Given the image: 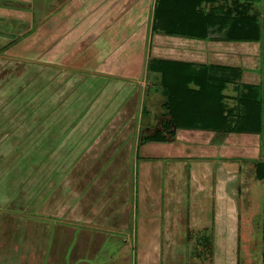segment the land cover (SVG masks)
<instances>
[{"label":"rangeland","instance_id":"rangeland-1","mask_svg":"<svg viewBox=\"0 0 264 264\" xmlns=\"http://www.w3.org/2000/svg\"><path fill=\"white\" fill-rule=\"evenodd\" d=\"M12 1L15 2L18 9L21 6H28V10L30 9L31 12L29 20L31 24H38L40 30L46 31V28L55 26V18H47L42 22L47 13L45 9L51 0H38V4H33L32 0ZM263 3L256 4L257 11H262ZM9 6H12L9 0H0V38L3 40V42H0V79L2 76L8 77L11 74L7 79L8 81L6 80L10 90H13L10 87L11 83L17 81L18 84L13 87L16 86L18 93L19 90L25 91L28 100L20 103V109L19 106L11 103L16 106V111L19 109L21 113L25 112L20 117L22 123L27 122L32 126L36 123L39 126L42 125V127L49 124L48 127H51V132L55 131L56 133L50 140L51 145L49 142L37 146L38 148L32 145L33 148L29 149L27 154H19L14 151L0 158V264H212L210 257H213V255L215 256L214 264H264V167L262 165L257 167L258 169L263 168L261 178L257 179L254 175L255 169H257L255 164L260 161H253L254 158L259 157L264 163V96H258L260 86L257 89H251L256 90L258 97H262V100H258L259 103L251 104L254 109L250 108L252 116L255 114V117H258V122L248 119V123H246L249 126L259 123V127L262 129L260 139L262 145L260 144L259 148L248 147L249 144L246 141V144L242 142L239 146L236 145L237 147L231 148L233 144L229 142L226 149L230 148L228 152L235 155L225 156L222 155L221 144L212 142L211 148L206 149L205 142L202 141L196 147H189L190 154H187V156L184 150L178 148L173 151L170 150L167 155L144 159L145 162L150 163L148 167L156 166L158 170L156 171L158 172L157 176H154L155 172H151L152 170H149L151 174L147 176L142 173L140 152L138 154L139 160L136 159V154H133L127 164L122 163L125 160L127 148H123L124 150L119 152L120 155L117 158H111V162H107L106 158L103 161L100 157H97L93 159L94 163H92L89 155L91 153L97 154L99 147L91 144L92 148L89 146L82 155V157L88 155L85 164L80 165L78 163L81 159L79 153L82 152L80 144H89L91 133L87 131L92 128L93 124H107L110 127L107 130H102L95 141L104 142V140L113 139L115 145L119 144L117 143V137L113 138V135L116 134V126H114V121H110L117 120L118 114L113 113V110L107 111V113L103 112L102 115L94 113L96 117L93 121L84 119L83 126L88 124L87 128L73 129L81 116L80 112L83 108L82 104L80 108L75 107L79 103L76 100L84 94L82 84L79 85L77 79L70 72L63 73L61 69L45 67L40 61L34 60V63H30L29 61L33 59L24 58L25 62L20 64V67L18 64L13 63L17 58L8 54L9 49L6 48V45L15 39L16 41L28 40L29 34L20 33L19 28L13 27L14 22L10 17L17 16V18H21V15ZM203 7H201L202 12L210 13L209 5ZM193 17L195 18V15ZM3 19L7 22L4 26ZM208 19L213 21L216 18L209 17ZM262 22H264V16L261 15L259 23L262 24ZM219 24L221 25L220 30H224L225 22L220 20ZM209 29L206 28L205 30L207 31L206 39L211 38V34L214 33V30L209 31ZM7 31H9L10 36L6 37L3 32ZM58 32L60 34L64 32L59 40L56 39L59 37ZM90 32L92 31H89V33L88 31L73 30L55 31L53 36L56 40L51 42L50 51L53 52L59 48L62 50L63 46L67 45L69 50L65 58V64L69 63L92 45L93 38ZM138 33L139 36L144 34V32L136 31L135 35ZM218 34L221 35V33ZM214 35L216 34L214 33L212 36ZM156 38L157 36L153 35L151 37L150 35L152 49H154V42L159 39H166L163 37ZM198 41L197 39L193 40L195 44L199 43ZM239 48L241 47L236 46L238 53L242 52ZM174 54L177 56L178 53ZM250 57L253 59L254 56ZM229 58H231L229 60H235L236 63L246 62L244 58L241 59L233 54H229ZM263 60L264 54L259 59L261 67L260 71L258 70L259 73L257 72L258 75H260V72L263 75ZM213 61H215L214 58L208 62ZM30 64L32 66L33 64L36 65L31 67ZM25 66L27 67L24 68ZM21 69L24 70L21 74L23 76L22 80L14 76V73H19ZM115 70L113 69L111 74L106 76L116 79H130L125 77V74L117 73ZM248 70L250 71L246 69L247 73H254L251 69ZM36 77L37 83H34L35 86L32 84L30 89V80L32 81ZM143 78L148 85L144 84L142 89L140 86V89L137 88L131 92L130 100L125 106L130 108L133 104L139 102V98L136 100V93L140 95V92H144L145 88H148L149 91L150 89L157 90L158 85H161L162 82V75L149 70V68H146ZM216 78H218L219 84L220 77ZM28 79L30 80L27 85ZM236 83L234 79L229 82L230 86L236 85ZM34 87L37 91L34 90ZM220 87H222V84ZM248 89L250 93L251 90ZM90 90L94 91L95 89L90 88ZM106 92L112 94L114 102H110L111 106L114 103L118 104V97L114 96V91L109 88ZM95 93L92 92L91 94ZM230 94H232L231 90ZM121 96L123 95L121 94ZM146 96L144 104L146 114L142 115L139 128L150 126V130L147 132L152 133L155 129H159L160 121L163 118V109L160 106L162 98L154 96V92H149ZM252 97V94L249 95V98ZM75 101L77 103L73 104ZM9 104L7 103L8 108L10 107ZM215 108L216 117L213 118L212 116L209 118L210 121L202 118L203 115L194 117L192 120L195 127L204 124L209 125L214 121L215 125L218 126L220 120L221 122L225 120V99L220 98L215 103ZM240 108H237V110L242 113L243 109ZM34 110L37 115L36 122L30 119V114L35 113ZM95 110L99 111V107H96ZM135 112H137L136 109L134 111L132 109L130 112L134 114L133 118L136 116ZM234 115L228 117L225 121V127L228 126V129H231L230 126L236 121ZM105 116L109 121L105 120ZM186 119L189 118L186 117ZM121 125H124L123 129L127 128L126 123ZM134 128H136V124L133 123ZM58 129L68 130L67 134H70L71 142L74 140V144H76L72 147L77 148L64 146L58 148L60 145L58 144ZM134 130L135 134L129 138L125 130L120 131L123 136L118 140L123 138L121 142L126 143L130 142L129 139L131 138L134 144L137 129ZM242 132H245V130H242ZM2 133L3 130L2 132L0 130V137H2ZM184 135L182 134V136ZM246 136L249 135L246 134ZM14 140L13 137L12 141ZM35 140L34 138L30 142L33 144ZM184 141L187 142L188 140L185 139ZM30 142L27 145L23 143L22 146H30ZM214 146H217V148H214ZM51 147L53 152L50 154ZM22 149L26 150L27 148ZM151 149L150 147L149 150ZM171 149L173 148L171 147ZM186 149L188 151V148ZM149 150L146 152L149 153ZM152 150L156 151L155 148ZM18 151L22 152L21 149H18ZM89 151H91L90 154H88ZM143 151L145 150L143 149ZM179 151H182L181 156H176L175 152ZM192 151L195 154L191 155ZM214 152L215 155L211 157L201 156V154L205 155L207 153L211 155ZM255 153L257 157H255ZM108 155H111V153ZM153 155L152 152L149 153L150 157ZM72 159L75 161L71 162ZM243 160L253 161V167L249 166V163H246L247 165L238 163ZM75 162L74 165L70 164ZM42 163L49 164L42 165ZM69 164L70 170H68ZM219 166L235 169L236 173L232 172L233 175L232 173L226 175L225 172H219ZM244 166L246 170L241 169ZM42 168L43 175L38 176ZM48 169L49 171L53 170V178L51 175L49 176L50 179L44 176ZM221 175L223 176L220 177ZM124 176H126V180L121 183ZM91 178L94 181H103L104 185L101 184V187H98L102 189L103 193L107 187L105 183H108V186L112 188L118 187L119 184V188L114 189L113 201L107 205H97L98 208H94L95 213L92 214L93 220L90 218L86 220V216H90L89 212L93 204H100L99 202L94 203L97 198L95 194L89 191L90 187L87 186ZM94 183L97 184V182ZM82 185L87 187L84 190L85 192L80 194L81 196H72L71 198L74 202L78 199V203L74 205V208L73 202L68 203L69 191H64V193L62 188L73 190L81 188ZM90 186L94 188L93 185ZM71 189L70 192L75 193ZM218 191L221 194L219 196L215 195ZM148 192L154 203L149 202L147 204L143 199L144 194ZM64 199L66 201L62 205ZM101 199L106 198L101 197ZM223 199L225 221L223 219L216 223L211 219L202 220L195 216V214H199V212H194L196 205H203L208 209V215L215 216L216 213H213V210H217L218 202ZM48 203L49 211H47ZM40 206H46V210L38 211L39 213L30 210L31 207L38 208ZM192 206L194 211L191 210ZM148 210H150V213H148ZM190 216L193 217L191 221H189ZM185 232L192 236L193 243L189 244L183 242V239L181 240L180 236L182 235L185 238ZM146 236L148 241H146ZM202 239L205 242H202ZM200 242L205 244L203 245L206 252L204 254L207 258L199 257Z\"/></svg>","mask_w":264,"mask_h":264},{"label":"crops","instance_id":"crops-1","mask_svg":"<svg viewBox=\"0 0 264 264\" xmlns=\"http://www.w3.org/2000/svg\"><path fill=\"white\" fill-rule=\"evenodd\" d=\"M32 1L33 4L34 3L38 4V0L36 1L32 0ZM9 3L10 5H12L9 7L16 10V13L18 11V14L21 15V18L20 17L17 18V16L10 17L13 19L14 22L13 27L19 28L20 33L22 32L24 34H29L27 38L28 40L22 39L21 41L20 40L16 41L15 39L13 42L7 44L6 45L7 47L5 46L6 48L9 49L8 54L10 56L17 58L15 59L16 61L13 60L11 61H13V63L16 65L18 64V66L20 64H23V62H25L24 58L29 60L33 59L32 61H29L30 63L31 62L34 63V60L37 62L40 61L42 62L41 64L45 67H54L55 69H61L63 73L70 72L71 75H74V77L77 79L78 81L77 83L79 85L82 84L84 94L82 95L81 93L82 97L76 100L79 103L75 101L73 104L77 103L75 105V107L77 108H80V105L82 104L83 108H82V112H80L81 116L78 119V122L76 124L74 123L75 126L73 129L78 130L79 128L81 129L87 128L88 124L86 126H83L84 119L93 121L96 115H102L101 113L103 112L107 113V111L113 110V113L118 114L117 120L114 119L110 121L111 122L114 121V126H116V134L113 135V138L117 137V143L119 144L115 145V141L113 139H109L106 141L104 140V142L99 140L95 141L99 137V136L97 137V135H99V133L102 132V130L103 131L104 129L107 130V128L109 129L110 127L107 124H96L94 122L95 124L92 125V128H89V130L87 131V132L90 131L91 133L90 137L92 138V139L90 138L89 144L87 145L86 143L85 144L79 143L82 149L81 154L79 153V155H81V159H79L78 161L80 165L85 164L84 162L85 159L88 157V155L87 157L85 156L82 157V155L83 153H85V150L91 144L92 146L99 147V152L97 154L94 155L93 153H91V155H89L92 159V163H94L93 159H96L97 157H100L103 161L104 158H106L107 162H111L110 160L111 158H117L118 155H120L119 152H122L124 150L123 148H127L125 153L127 152L128 154L127 153L125 154L126 155L125 160L122 161L123 164H127V162L131 160L133 154H136V159L139 160L138 154L140 152L141 155L140 161H142L141 163L142 173L143 174L145 173L147 176H149L151 172H155L154 176H157L158 172L156 171L158 170L156 166L154 167L150 166L151 169H149L150 167L148 166L150 165V163L145 162L146 160L144 159L148 157L149 158L159 157V155H167L170 150L173 151L174 149H178L180 147L188 148V151H186L187 149H185L186 152L185 155L187 156V154H190L189 147L190 148L196 147L197 145H200L202 141L205 142L204 146L206 149L211 148L210 145L212 144V142L221 144L222 145L221 151H223L222 155L225 156L235 155L232 152H228L230 148L226 149V145L229 142L233 144L231 148H233L234 146L237 147L236 145L239 146V144L242 142L244 144L248 142L249 144L248 147L253 149H255V147L257 148L260 147L261 140L257 135H249V136H246V134L221 135L215 133L212 130H209L213 125L217 127V125H215V121L209 125L204 124L195 127V124L192 120L194 119V117L196 116L198 117L200 115H203L202 118L207 119V121H210L209 118H211L212 116L213 118L216 117L215 103L220 99L216 95L219 94L220 92H222V94L225 95L224 98L225 113L227 112V110L231 111L237 108L236 102L234 101V98L236 96V92L234 91V85L230 86L229 84V80L236 78L237 72L219 68V65L240 67L241 65L240 62L229 63L227 60V57H229L227 56L228 55L227 50L231 48L232 45L225 44L222 42L208 41V40H199L198 41L199 43L195 44L193 42L194 39H182L177 37L174 38L167 37L164 35H155L157 36L156 39H159V37H163L166 39H162V40L159 39L158 41L154 42V49H152L151 48L152 40L150 39V35L151 37L153 35L150 34V28H149L150 27L149 17H150V9H151L150 0H51L47 8L45 9V12L47 13L42 19V22H44V20H46L47 18H55L56 24L52 28H46V31L40 30L38 24H31L29 20V18L31 17L30 14L31 12L30 9L28 10V6H21L18 9L15 6L16 4L14 1L9 0ZM32 13L34 14V12ZM6 23H7L6 20L3 19V26ZM208 28H210L209 31L214 30L213 32L217 35V36L216 35L212 36L214 34L213 33L211 34V37H223L225 35V28H223L224 30L215 31L216 30L215 27L211 26V24ZM28 30L30 31L27 32ZM72 30L88 31V33L89 31H92L90 32V35H92L93 43L79 57H76L71 61H69V63L65 64L66 62L65 58L69 50L67 45L63 46L62 50L59 48L58 50H55L53 52L50 51L52 45L51 42L55 41L56 39L59 40V38L62 37L64 32H62L61 34L58 32L59 37H57L56 39L53 36V32L72 31ZM136 31L144 32V34L141 36H139V33L135 35ZM3 33L4 35H6V37L10 36L9 31ZM218 33H221V35H219ZM0 42H3L1 38H0ZM249 48L253 49L254 47L249 46ZM174 53L176 54L178 53L179 55L177 54V56H175ZM213 58L215 61L208 62L210 60H213ZM206 64L214 65L215 67L206 66ZM35 65L36 64H33V66ZM33 66L31 65V67ZM26 67L27 66H25L24 68ZM146 68H149V70L162 75L161 85L160 84L158 85L159 87L157 88V90L150 89L149 91L148 88H145L146 92L145 90L144 92L141 91L140 95L139 93L138 94L136 93L137 96L136 100H138L139 98V102L133 104V106L129 108L125 106V104H128L130 97L132 95L131 92L135 91L137 88L140 89V86L142 89V87H144V84H147L145 79L143 78ZM257 68L258 67H256L255 71H258ZM22 69L19 71V73L16 72L14 73L15 78H20V80H22L23 76L21 74L24 71ZM113 69H116L115 71H117V73L125 74L124 76L130 79H116L106 76V75H110ZM229 74H231L232 76ZM263 75H262L263 85L262 88H260V90L262 89L261 90L262 93L264 91ZM9 76L8 77L2 76V78L0 79L2 81L0 83V130L1 132L3 130L2 137H0V158L7 156L10 153H13L14 151H17L19 154H27L29 149L33 148L32 145H35V147H37L40 145L42 146L48 144V142L51 145L50 140L51 138L54 137L53 135L56 133L55 131L51 132L52 129L51 127H48L49 124H46V127L44 126L42 127V125L39 126L36 123H34V126H32L30 123L27 122L22 123L20 117L25 112L23 111L24 113H21V111L19 110L21 108L20 103H22V101L28 100V98L26 97V93H24L25 91L22 92L21 90H19L18 93V89H16V86L13 87L14 85L18 84L17 81L11 83L10 87L11 89L13 88V90L12 91L10 90V88L8 87L9 84L7 83L8 81L7 79L9 78ZM216 77H220L219 84H218V78ZM30 79L27 80L26 82L27 85ZM242 81L244 82V84L256 85L261 83V77L256 73L249 74L245 72L243 73ZM34 83H37V77L34 78L32 81L30 80V86H29L30 89L32 88L31 85ZM224 83H226L225 92L221 91L223 89ZM221 84L222 87H220ZM90 88H93L95 90L92 91L90 90ZM109 88L112 91H114V96L116 98L118 97L117 98L118 104L114 103L113 106H111L110 104V102L113 101L112 94H108V92H106ZM34 90H36V87H34ZM230 90L232 94H230ZM92 92H96V93L91 94ZM149 92H154V96L156 95L162 98V102L160 103L161 108L165 102L170 105V114H171L170 116H167L165 110L162 108L163 118L160 121L161 125L159 126V129L162 127V123H164L166 120L172 119V123L170 124L169 131L170 132L174 131L176 134L175 135L176 140L173 143H147L145 145L139 146V142L137 141V139L143 134L142 133L143 131H145L146 134H151V135L153 134V132L152 133L147 132L148 130H150L149 128L150 126L144 127L142 129L139 128L141 117L142 115H144L143 111L145 110L144 104L146 102L145 98H147L146 94ZM121 94L123 96H121ZM7 103H10L9 108L7 106ZM11 103H14L17 106H19L18 107L19 109L16 111L15 109L16 106H13V104ZM246 106H247L248 114L252 115L250 108L252 107L254 109V107L250 103H246ZM96 107L97 108L99 107V111L95 110ZM132 109L133 111L135 109L137 111L135 112L136 113L135 114L136 116L134 117L135 119L133 118L134 114L130 113ZM33 112H35V110ZM94 113H96V115H94ZM253 116H255V114ZM186 117H188L189 119H186ZM36 118H37L36 112L33 115L30 114V119H33L34 122H36ZM105 120L109 121L106 118V116H105ZM122 123L127 124L126 129H123L124 125H121ZM133 123L136 124V128L134 129H137L136 141H134L133 144L130 138L129 139L130 142L122 143L121 140H123V138H121V140H118L120 137L123 136L122 132L120 131L125 130L129 135L127 137L128 138L131 137L132 135L135 134V130L133 129ZM219 123L220 124L218 126H221V124L223 125L224 120L222 122L220 120ZM180 126L183 127L182 130L179 129L181 128ZM154 131H157V129H155ZM67 132L68 130L58 129V134H57L59 138L58 144H60L58 148H61L62 146L68 148H77V147H72L73 145L76 144H74V140L71 142V136L70 134L68 135ZM182 134L185 135L182 136ZM13 137L15 139L14 141H12ZM34 138L36 140L35 143L32 144V142L30 141L34 140ZM78 139L80 142H82L80 138ZM185 139L188 141L187 142L184 141ZM29 142H30V146H26L27 143ZM23 143H26V145L22 146ZM92 146L90 147L92 148ZM24 147L27 149L26 150L22 149ZM147 147L149 148L151 147L152 149L155 148L156 151H153L152 149L149 150V148ZM171 147L173 149H171ZM214 148H217V146L216 147L214 146ZM18 149H21L22 152H19ZM143 149L145 151H143ZM50 150H51L50 151L51 154L53 152V148L51 147ZM148 150L149 153L152 152V154H154L152 157H150L149 153H147ZM90 152L91 151H89L88 154H90ZM110 153L111 155H108ZM104 154H106L108 157L105 156ZM175 154L176 156H181L180 154H182V151L175 152ZM193 154L195 153L193 152L191 155ZM198 155L200 156V154ZM214 155L215 152L214 154L211 155H208V153L205 155L201 154V156H207V157L208 156L211 157ZM255 155H256L255 157H257L256 153ZM257 160L263 162V160L259 159V157L254 158L253 161H257ZM72 161L74 162L75 160L72 159L71 162ZM252 162L243 160L242 162H238V163L245 165H247L246 163H249L250 164L249 166L253 167ZM43 164L45 165L49 163H42V165ZM70 164L74 165L76 164V162ZM70 164L68 165V167L70 166ZM222 166L218 167L219 172L222 173L225 172L226 175H230L229 173L232 172L236 173L235 169H228V167L224 168ZM245 168L246 167L244 166L241 169L246 170ZM68 170H70V167ZM149 170L152 171L149 173ZM42 171L43 168L40 170L38 176L43 175ZM50 175L53 178V170L49 171L48 169V172H46L44 176H46L47 178ZM222 176L223 175H221L220 177ZM125 180H126V176H124L121 183H123ZM94 182H97V184ZM101 184L104 185L102 180L94 181V179L92 180L91 178V181H89L87 185L90 187L89 191H91L92 194H95V197L97 198L94 203L99 202L100 204H93L89 212L90 216L88 215L89 217H87L85 215L86 220H88L89 218L93 220L92 214L95 213L94 208H98L97 205H104V204L107 205L111 201H113V195L115 194L114 192L116 189L119 188V184L118 187L116 186L115 188H112L108 186V183H105V186L107 185V187H106V191L103 193L102 189L98 188L101 187ZM90 185H93L94 188H92V186ZM86 188L87 187H84V185H82V187L78 189L72 190L70 188L72 191H75V193H71L70 189H65V187L62 188V190L63 192L67 190L69 191L70 197L68 196L69 197L68 203L73 202V206H74L76 205V203H78V199L74 202L73 199L71 200L72 196L73 197L81 196L80 194L85 192L84 190ZM215 195L219 196L221 194L218 191ZM144 196L145 197H143V199L145 200V202H147V204L149 202L154 203L151 200V196L149 192L144 194ZM68 197L66 198V200L68 199ZM101 197L106 199H101ZM66 200L64 199L62 201V205H64ZM222 201L224 202V199L220 201L221 203L218 202L217 210L216 211L213 210V213H216L215 216H213L212 214L208 215V209L206 207H203V205H196L195 211L193 210V206H192L191 210L194 212H199V214L198 215L195 214V216L201 218L202 220L211 219L213 222L216 223L220 222L223 219L225 221V206L223 205ZM49 203L47 205V211H49L48 210ZM30 210L36 213L38 211L40 212L46 210V206L44 207L40 206L38 208L31 207ZM148 213H150V210H148ZM191 220H193L192 216H190L189 218V221ZM184 235L185 238L182 235L180 236L181 240L183 239L182 240L183 242H188L189 244L193 243L194 240L189 233L185 232ZM146 241H148L147 236H146ZM201 241L205 242L204 239H202ZM199 244L201 246V248H199L200 251L199 257L207 258L204 254L206 253L205 246H203L205 244L201 242ZM210 258L212 264H214L215 256L213 255V257Z\"/></svg>","mask_w":264,"mask_h":264},{"label":"trees","instance_id":"trees-1","mask_svg":"<svg viewBox=\"0 0 264 264\" xmlns=\"http://www.w3.org/2000/svg\"><path fill=\"white\" fill-rule=\"evenodd\" d=\"M261 2L263 3L264 0H150V34L164 35L173 38L177 37L182 39H197L222 42L232 45L231 48L227 50V56H229V54H233L239 56L241 59H245L246 62H240V67L219 65V68H222L224 70H232L237 72L236 78L234 79V81L237 82L236 85H234V91L236 92L234 101L236 102L237 108L242 107L240 109H243L242 113H240L237 108L231 111L227 110V112L225 113L226 115L224 116V124H221V126L217 127L213 125L209 129L221 135L248 134L257 135L259 139H261L262 129L259 127V123L251 126L246 125V123H248V119L258 122V117L248 114L246 103L256 104L260 102L258 100H262V97L258 96L263 95L264 93V91L262 93V89L260 90L261 86L263 85V77L260 72L261 83L256 85L244 84V82L242 81V76L243 73L246 72V69L247 71H250L248 69H251V71H254V73L257 74L258 71H255L256 67H258V70L260 69L259 59L261 55L264 54V22H262V24L259 23V18L262 14H264V5L262 7L263 13L262 11L259 12L256 10V4H259ZM207 5L210 6V13H205L204 11L203 13L201 7ZM194 15L195 18L193 17ZM209 17H214L216 19H213V21H211L210 19H208ZM220 20L222 22H225V35L223 37H211L206 39L207 31L205 30L210 24L212 26L213 23V27L220 31ZM236 46L241 47L239 49L242 52H240L239 54H237L238 52L236 50ZM249 46H252L254 48L250 49ZM252 55L254 56L253 59H251L250 57ZM229 59L231 58L227 57L229 63H236L235 60ZM206 66L214 65L206 64ZM230 81L231 80H229V82ZM225 86L226 83H224L223 89L221 91H225ZM259 86V95L257 96L256 90L251 89H257ZM248 88H250V93L252 94V96L256 98H249V95L251 96V94L248 92ZM244 91H246V94L244 93ZM241 92L244 94H242ZM216 96L218 98H225V95L222 94V92H220ZM162 108L165 110L167 116L171 115L170 105L168 103L165 102L162 105ZM236 110L237 112H235ZM143 112L144 114H146L145 110ZM232 115L236 117V121L232 126H230L231 129H228V126L225 127V121ZM171 123L172 119L166 120L164 123H162V127L160 129H158L157 131H153L152 135L146 134L145 131H143V134L137 139V141L139 142V146L145 145L147 143L175 142V132L169 131ZM180 127L181 128L179 129L182 130L183 127ZM242 130H245V132H242ZM180 149L185 151L186 148L180 147ZM261 165L264 167L263 162H258L255 164V167L257 168ZM261 170L263 171L262 167L260 169H255V177L257 179L261 178Z\"/></svg>","mask_w":264,"mask_h":264}]
</instances>
